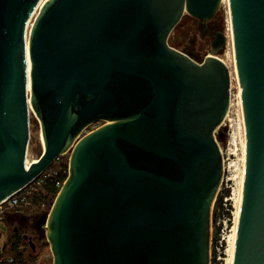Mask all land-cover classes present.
Segmentation results:
<instances>
[{
  "label": "water",
  "instance_id": "obj_1",
  "mask_svg": "<svg viewBox=\"0 0 264 264\" xmlns=\"http://www.w3.org/2000/svg\"><path fill=\"white\" fill-rule=\"evenodd\" d=\"M40 1L0 0V203L69 151L34 219L53 264H210L226 34L208 31L199 61L168 37L185 12L208 24L222 0ZM228 6L245 129L231 264H264V0ZM29 105L42 151L27 163Z\"/></svg>",
  "mask_w": 264,
  "mask_h": 264
},
{
  "label": "rangeland",
  "instance_id": "obj_2",
  "mask_svg": "<svg viewBox=\"0 0 264 264\" xmlns=\"http://www.w3.org/2000/svg\"><path fill=\"white\" fill-rule=\"evenodd\" d=\"M215 24L217 29L222 30L226 34V42L223 49L217 54L228 66L230 73L233 72L235 79V60H234V49L233 40L228 34L231 31V21L229 6L227 0H222L217 8L214 16L208 21V24ZM202 22L187 14L186 12L182 16L178 24L173 28L169 37L168 43L173 47L184 50L187 48L194 53L195 60H202L210 52L211 38L207 32L203 30ZM232 33V31H231ZM237 82V83H236ZM230 93H231V110L228 118H225L221 130H224V136H217L219 145L224 152L228 168L225 171V175L220 184L217 196L223 191L226 195L223 197V208L217 210V218L214 220V204L211 212V240L214 228L217 227L219 233L223 235V247H222V258L217 264H227L228 256L230 253L234 227H236V218L238 216L237 209L240 206L241 194H242V174H244L245 164V129L243 121L242 104L239 101L237 95L238 81L232 80L230 82ZM29 139L26 149V160L32 161L36 159L42 151V143L40 139V128L39 122L35 117L32 108L29 109ZM102 122H96L89 125L83 132L90 131L95 127L99 126ZM59 159H56L52 164L43 172L49 175L52 172L59 170L64 163L68 164L69 151L60 155ZM243 172V173H242ZM42 174V173H41ZM40 174V175H41ZM44 174V173H43ZM42 174V175H43ZM41 175V176H42ZM40 186H36V190H39ZM216 196V198H217ZM53 202V197L45 199V203H38L35 206L33 212H22L15 209H11L8 212V216L5 217L4 224L0 225V248L6 242L7 238L13 232V227L22 229L20 223V215L26 214L27 216L35 219L40 213L48 211ZM215 202V201H214ZM237 213V214H236ZM19 221V222H18ZM22 232V231H21ZM236 232V230H235ZM26 235L31 237L34 244V250L30 246L28 239H24V247L26 248V254H32L35 257L34 264H53V255L50 246L47 242L46 236L43 232L36 229L26 230ZM219 237V236H218ZM4 253V252H3ZM5 254L4 256H6ZM31 263V262H29Z\"/></svg>",
  "mask_w": 264,
  "mask_h": 264
},
{
  "label": "trees",
  "instance_id": "obj_3",
  "mask_svg": "<svg viewBox=\"0 0 264 264\" xmlns=\"http://www.w3.org/2000/svg\"><path fill=\"white\" fill-rule=\"evenodd\" d=\"M181 20V19H180ZM178 24V23H177ZM176 24V25H177ZM175 25V26H176ZM41 153V152H40ZM40 155V154H39ZM59 156L57 159H59ZM61 168L55 172L50 173L41 184V187L38 191L37 198H51L55 197L58 192L61 184L65 180L68 173V164L64 163ZM226 195V192H222L217 196L214 202V220L217 218V210L223 208V197ZM34 213V212H33ZM8 216V212L6 217ZM5 220V219H4ZM34 229L36 232V228H34V224L30 223L29 225L22 226V229L13 227V232L7 238L6 242L2 245V254L1 255H10L13 257V261L9 262V264H34L35 257L32 254H26V248L24 247V235H26V230ZM22 231V232H21ZM219 232L218 228L215 227L212 233V240L215 241L217 239V233ZM34 250V249H33ZM31 262V263H29ZM1 263V262H0Z\"/></svg>",
  "mask_w": 264,
  "mask_h": 264
},
{
  "label": "built area",
  "instance_id": "obj_4",
  "mask_svg": "<svg viewBox=\"0 0 264 264\" xmlns=\"http://www.w3.org/2000/svg\"><path fill=\"white\" fill-rule=\"evenodd\" d=\"M228 2V0H227ZM223 153L224 158V175L225 171L228 168V163L226 162V158ZM44 173V174H43ZM43 174V175H42ZM42 176L39 175L36 179H34L28 186L6 198L4 201L0 203V225L4 224V219L11 209H15L22 212H33L35 206L40 203H45V199L37 198L38 191L36 190V186H40L43 183L44 179L48 176L46 172H42ZM223 175V177H224ZM217 239L215 241L211 240V262L210 264H217L222 258V247H223V235L219 233ZM234 241V240H233ZM2 246L0 248V264H9V262L13 261V257L10 255L3 256L2 254Z\"/></svg>",
  "mask_w": 264,
  "mask_h": 264
},
{
  "label": "bare ground",
  "instance_id": "obj_5",
  "mask_svg": "<svg viewBox=\"0 0 264 264\" xmlns=\"http://www.w3.org/2000/svg\"><path fill=\"white\" fill-rule=\"evenodd\" d=\"M44 0H41L40 1V4L43 2ZM230 34H228V36L231 38L232 37V33H231V31L229 32ZM28 64H29V60H28ZM233 67H235V66H233ZM231 75H232V80H236V76H235V79H234V77H233V72L231 71ZM237 83V82H236ZM28 90H30V86H29V67H28ZM237 97H238V99H239V101H241V88H240V86L238 85V91H237V95H236ZM231 105H232V101L230 102V108H231ZM229 108V111H228V113H227V115H226V118H228V116H229V113H230V109ZM29 109H31V105H29ZM30 111V110H29ZM35 160V159H34ZM30 161L27 159V163H29ZM243 173V172H242ZM241 178H243V174H242V177ZM239 212V207H238V209H237V213ZM236 213V214H237ZM237 218H238V216H237ZM237 218H236V223H237ZM235 230H236V227H234V234H233V240L235 239ZM233 248H234V241H232V245H231V249H230V253H229V256H228V262H227V264H231V262H232V258H233Z\"/></svg>",
  "mask_w": 264,
  "mask_h": 264
},
{
  "label": "flooded vegetation",
  "instance_id": "obj_6",
  "mask_svg": "<svg viewBox=\"0 0 264 264\" xmlns=\"http://www.w3.org/2000/svg\"><path fill=\"white\" fill-rule=\"evenodd\" d=\"M203 26V30H205L206 32H208V31H210V32H212V31H214L215 29H217L216 27V25L215 24H213V23H211L210 25L209 24H206V25H202ZM184 51L185 52H187L188 54H190L192 57L194 56V53L191 51V50H189V49H187V48H184ZM195 57V56H194ZM193 57V58H194ZM196 59V58H195ZM19 220H20V223L23 225V226H25V225H29L30 223H33L34 224V219H33V217H31V216H27L26 214H22V215H20V218H19ZM19 222V221H18ZM34 228H36L35 226H34ZM37 229V228H36Z\"/></svg>",
  "mask_w": 264,
  "mask_h": 264
}]
</instances>
